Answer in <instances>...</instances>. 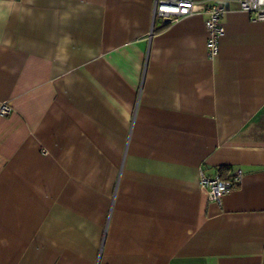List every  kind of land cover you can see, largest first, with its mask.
Listing matches in <instances>:
<instances>
[{
  "label": "crops",
  "instance_id": "crops-1",
  "mask_svg": "<svg viewBox=\"0 0 264 264\" xmlns=\"http://www.w3.org/2000/svg\"><path fill=\"white\" fill-rule=\"evenodd\" d=\"M153 3L0 0V264H264V21Z\"/></svg>",
  "mask_w": 264,
  "mask_h": 264
},
{
  "label": "built area",
  "instance_id": "built-area-1",
  "mask_svg": "<svg viewBox=\"0 0 264 264\" xmlns=\"http://www.w3.org/2000/svg\"><path fill=\"white\" fill-rule=\"evenodd\" d=\"M235 1L240 10L247 13L251 20L264 21V0H154L152 23L155 19L164 25L176 22L183 17L204 14V25L207 32L206 48L209 57L216 55L219 38L224 33L222 19L228 11V3ZM10 107L6 103L0 105V115L7 116ZM242 180L241 170L233 171L224 178L219 170L212 176L200 171L198 182L208 199L220 204L222 196L237 187Z\"/></svg>",
  "mask_w": 264,
  "mask_h": 264
},
{
  "label": "rangeland",
  "instance_id": "rangeland-1",
  "mask_svg": "<svg viewBox=\"0 0 264 264\" xmlns=\"http://www.w3.org/2000/svg\"><path fill=\"white\" fill-rule=\"evenodd\" d=\"M157 21H159V19H157Z\"/></svg>",
  "mask_w": 264,
  "mask_h": 264
}]
</instances>
